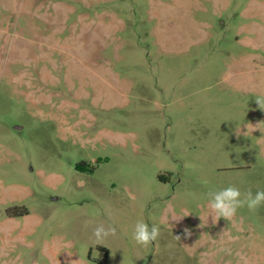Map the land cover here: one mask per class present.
<instances>
[{
    "label": "rangeland",
    "instance_id": "374dc122",
    "mask_svg": "<svg viewBox=\"0 0 264 264\" xmlns=\"http://www.w3.org/2000/svg\"><path fill=\"white\" fill-rule=\"evenodd\" d=\"M257 96L264 0H0V264H264Z\"/></svg>",
    "mask_w": 264,
    "mask_h": 264
},
{
    "label": "clouds",
    "instance_id": "9594fccd",
    "mask_svg": "<svg viewBox=\"0 0 264 264\" xmlns=\"http://www.w3.org/2000/svg\"><path fill=\"white\" fill-rule=\"evenodd\" d=\"M256 103L261 110H264V96H257ZM207 196L209 198V208L214 213L212 217L214 222L218 221L221 217L227 221H231L241 208L247 207L250 212H255L261 205H264V190H258L253 194L252 190L249 189L242 194L239 188L228 186L216 191H209ZM189 214L185 216H173L172 219L178 221ZM184 234L186 238L191 235L187 228L184 229ZM93 235L97 243H102L107 237L116 235V227L109 225L106 228L101 224L94 229ZM159 235L160 229L157 225L153 224L149 226L148 223L140 220L135 224L132 239L137 245L147 247L156 241ZM176 239L180 240V236H176ZM71 264H73V261Z\"/></svg>",
    "mask_w": 264,
    "mask_h": 264
},
{
    "label": "flooded vegetation",
    "instance_id": "af4514ba",
    "mask_svg": "<svg viewBox=\"0 0 264 264\" xmlns=\"http://www.w3.org/2000/svg\"><path fill=\"white\" fill-rule=\"evenodd\" d=\"M28 213H26L25 215H27ZM15 217V215H12L10 218H14Z\"/></svg>",
    "mask_w": 264,
    "mask_h": 264
}]
</instances>
